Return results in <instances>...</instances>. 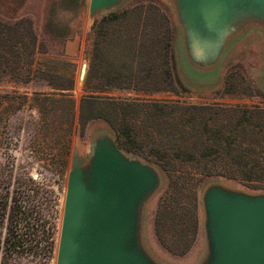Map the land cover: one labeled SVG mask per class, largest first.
I'll list each match as a JSON object with an SVG mask.
<instances>
[{"label": "rangeland", "instance_id": "rangeland-1", "mask_svg": "<svg viewBox=\"0 0 264 264\" xmlns=\"http://www.w3.org/2000/svg\"><path fill=\"white\" fill-rule=\"evenodd\" d=\"M89 3L90 0H0V19L3 22H25L33 26L38 36V65L42 67V71L46 70L39 74L38 81L24 85L10 81V76L0 80V94L7 95L5 98L0 97V177L12 173L14 178L17 177V190H40L35 203L40 204L41 222H45L46 230L52 216H58L57 249L72 158L76 155L82 160V165L87 167L93 158V145L98 137L109 134L115 139V133L104 119L90 121L83 133L73 135L69 164L63 171L57 164L58 156L52 157L55 152L50 150L47 142L36 138L41 114L38 111L39 101L34 99L33 92L51 91L47 81L57 80L53 73L55 69L72 71L76 83L74 99L79 108L85 93L107 90L106 86H110L107 85L109 79L114 83L122 80L144 82L149 78L159 80L161 75L157 65L162 62V56L160 57L157 45L135 46L132 42L118 40L105 43L102 41V34L97 36V32L101 33L109 26L121 28L119 23H107L111 12L121 13L125 8L132 9L142 5L150 7V12H154L153 15L149 13L154 25L146 24L149 32L146 38L159 31L164 33L166 27H171L176 89L148 94L137 90L135 86H129L128 89L113 88L104 93L118 99L141 97L152 101L180 100L183 104L195 105L219 103L264 107L262 28L245 27L240 34L228 41L217 64L202 68L188 58L184 30L174 0H125L120 6L93 18L89 15ZM162 14L168 18V25ZM84 64L86 73L82 77ZM149 67L153 68L151 73ZM90 68L95 69V83L85 91V80ZM119 149L129 159L153 168L159 176L158 185L147 196L140 214L143 245L155 261L161 264H199L205 257L207 231L203 195L209 187L220 186L232 193L248 196L264 195L263 188H253L243 182L220 176L204 178L195 192L185 190L179 194L169 193L168 176L158 164L141 155L126 152L120 147ZM21 182L24 187H18ZM161 199H164V204L176 206L180 215L179 225L162 227L164 239L172 242L175 235L178 241L193 243L183 255L169 251L157 234L156 214ZM196 219L198 232L194 236ZM172 229H176L174 235ZM46 244L44 236L40 245L33 243L31 249L28 246L26 251L18 252L13 263L56 264L57 249L51 260ZM2 259L0 251V264Z\"/></svg>", "mask_w": 264, "mask_h": 264}, {"label": "trees", "instance_id": "trees-1", "mask_svg": "<svg viewBox=\"0 0 264 264\" xmlns=\"http://www.w3.org/2000/svg\"><path fill=\"white\" fill-rule=\"evenodd\" d=\"M150 10L142 5L125 8L121 13L113 11L107 23H119L121 28L109 26L101 33L97 32V36L102 34L105 43L118 40L132 42L135 46L157 45L162 56V62L157 65L161 74L159 80L149 78L144 82L122 80L114 83L109 79L107 90L85 93L77 108L73 72L55 69L53 73L57 80L47 81L51 91L33 92L41 114L36 138L47 142L50 150L55 152L52 157L58 156L57 164L65 171L72 152L73 135L83 133L90 121L104 119L113 129L121 149L153 161L166 172L169 193L195 192L202 180L210 176L264 189V107L219 103L195 105L183 104L180 100L152 101L141 97L118 99L104 93L113 88L128 89L129 86L148 94L169 89L175 91L171 27H166L164 33L159 31L146 38L149 33L146 24L154 25ZM162 16L168 25V18ZM37 43L38 36L31 24H9L0 19V80L10 76V81L17 85L38 81L39 74L46 70L42 71L38 65ZM94 70L90 68L88 71L85 91L95 83ZM148 70L151 73L153 68ZM47 71L51 72L50 69ZM6 96L0 94L2 98ZM23 185L21 182L18 187ZM39 193L40 190H17V177L14 178L12 173L0 177L2 264H15L13 260L18 252L26 251L28 246L31 249L33 243L40 245L44 236L50 259L55 257L58 216H52L46 230L45 222H41L40 204L35 203ZM164 202L161 199L156 214L157 234L169 251L183 255L193 243L178 241L174 235L176 229H172V242L164 239L162 227L179 225L180 218L176 206ZM197 232L196 219L194 236Z\"/></svg>", "mask_w": 264, "mask_h": 264}, {"label": "water", "instance_id": "water-1", "mask_svg": "<svg viewBox=\"0 0 264 264\" xmlns=\"http://www.w3.org/2000/svg\"><path fill=\"white\" fill-rule=\"evenodd\" d=\"M125 0H90L94 17ZM188 58L202 68L219 62L228 41L247 26L264 30V0H174ZM82 77L86 64L82 67ZM87 167L72 158L56 264H161L142 242L140 210L157 172L129 159L102 134ZM207 253L200 264H264V195L211 186L203 195Z\"/></svg>", "mask_w": 264, "mask_h": 264}, {"label": "crops", "instance_id": "crops-1", "mask_svg": "<svg viewBox=\"0 0 264 264\" xmlns=\"http://www.w3.org/2000/svg\"><path fill=\"white\" fill-rule=\"evenodd\" d=\"M201 262H202V261H201ZM201 262H200V263H201ZM200 263H199V264H200Z\"/></svg>", "mask_w": 264, "mask_h": 264}]
</instances>
